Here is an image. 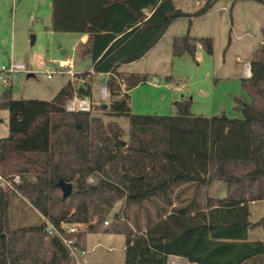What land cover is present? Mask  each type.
I'll use <instances>...</instances> for the list:
<instances>
[{
    "label": "trees",
    "instance_id": "trees-1",
    "mask_svg": "<svg viewBox=\"0 0 264 264\" xmlns=\"http://www.w3.org/2000/svg\"><path fill=\"white\" fill-rule=\"evenodd\" d=\"M199 1L197 16L221 0ZM189 15L174 0H52L51 30L87 34L76 52L90 56L91 69L75 74L82 84L68 80L51 100L14 99L11 85L4 89L9 133L0 137V173L20 175V194L54 225L86 224L75 234L77 246L102 225L125 234V264H168L171 256L188 264H264V240L251 238L264 216L251 221L249 208L264 200V45L241 81L249 98H232L240 118L193 115L190 99L174 101L170 115L132 111L130 91L147 77L121 66L144 57ZM198 44L213 53L212 38L189 33L174 38L173 52L195 56ZM92 73H109V105L67 111L75 95L92 97ZM220 181L225 194L213 185ZM61 184L74 190L64 197ZM11 195L0 187V264H72L44 221L10 228ZM132 206L138 211L129 212Z\"/></svg>",
    "mask_w": 264,
    "mask_h": 264
},
{
    "label": "rangeland",
    "instance_id": "rangeland-1",
    "mask_svg": "<svg viewBox=\"0 0 264 264\" xmlns=\"http://www.w3.org/2000/svg\"><path fill=\"white\" fill-rule=\"evenodd\" d=\"M51 1L0 0V65L20 62L25 66V70L14 75L11 83L14 99L51 100L68 80L74 81L77 86L82 84L81 79L71 78L64 72H55L47 77L49 72L60 69L61 61L66 58L73 62L75 74L91 69L90 56L77 55L75 34L51 30ZM198 1L174 0L178 8L190 15L176 19L162 40L144 57L131 65L121 66L122 72L147 77V81L130 91L134 113L170 115L176 112L174 101L190 99V111L196 116L220 113L231 117L242 116L234 109L232 98L242 94L249 98L242 90L241 81L244 73H249L247 65L264 45V4L253 0H221L211 11L197 16L195 12L202 6ZM187 33L194 39L212 38L213 53H207L198 44L195 56L190 53L175 55L174 38ZM108 76L92 73L86 78L92 88V97L87 99L96 108L110 103L109 90L107 97L99 92L101 87L106 86ZM4 89L0 85V95ZM8 116L6 109H0V137L9 133ZM120 123L128 128L126 120L121 119ZM217 184L221 185L225 194L226 184L220 181L213 185ZM121 205L122 201L116 205L114 212ZM133 211H138V207L132 206L129 212ZM7 213L10 228L34 225L43 218L25 197L18 194L11 195ZM251 213L252 221L263 217L264 200L251 204ZM107 219L113 222L112 215ZM132 219L131 215L130 223H133ZM83 228L82 231H85L87 226ZM106 229L107 226L102 225L88 233L85 243V239L82 240L83 248L78 247L86 252L79 264H125L127 236ZM252 232L264 238V228ZM168 264H187V260L170 257Z\"/></svg>",
    "mask_w": 264,
    "mask_h": 264
},
{
    "label": "built area",
    "instance_id": "built-area-1",
    "mask_svg": "<svg viewBox=\"0 0 264 264\" xmlns=\"http://www.w3.org/2000/svg\"><path fill=\"white\" fill-rule=\"evenodd\" d=\"M60 69H55V71L49 72L47 77L50 78L51 75L55 72L66 73L71 78H74L75 71L73 70V62L70 58H66L62 60L60 63ZM25 70V66L20 62H12L9 65H0V85H3L4 88H8L11 85L14 75L18 72ZM246 71L250 73V63L246 67ZM101 75H109V73ZM99 92L104 97L108 96V88L107 86L101 87ZM65 109L67 111H90L91 110V102L87 98H79L76 95L70 99L65 104ZM21 183L20 175L13 174L11 176H4L0 173V187H8L16 194L21 195L19 192V185ZM42 220L45 223V229L50 236L56 237L60 240V242L65 247L67 253L71 257L72 264L80 263L81 257L86 252L84 249H81L76 244V233L82 231L83 226H86L84 223L79 222H65L62 221L60 224L54 225L50 220L43 216ZM109 224V221L105 222V225ZM67 234H73L72 237L67 236Z\"/></svg>",
    "mask_w": 264,
    "mask_h": 264
},
{
    "label": "crops",
    "instance_id": "crops-1",
    "mask_svg": "<svg viewBox=\"0 0 264 264\" xmlns=\"http://www.w3.org/2000/svg\"><path fill=\"white\" fill-rule=\"evenodd\" d=\"M52 2V1H51ZM198 3H199V1H198ZM66 33H71V34H75V36H76V45L79 43V42H85L86 41V39H87V34H81V33H72V32H66ZM163 38V37H162ZM162 38H161V40H162ZM160 40V41H161ZM159 41V42H160ZM158 42V43H159ZM157 43V44H158ZM156 44V45H157ZM133 62H131V63H129V64H126V65H131ZM250 63V62H249ZM251 76V72L250 73H244V77L243 78H247V77H250ZM91 93H92V88H91ZM262 201V200H261ZM254 203V202H253ZM253 203H250V205H249V208H250V220L252 221V219H251V204H253ZM87 236H88V233H86V235H85V241H84V243L86 242V240H87ZM251 238L252 239H263L264 240V238H260V237H257V235H255V232H251ZM82 247V246H81ZM83 248V247H82ZM81 248V249H82ZM171 257H178V258H182V257H179V256H171ZM187 264H188V261H187Z\"/></svg>",
    "mask_w": 264,
    "mask_h": 264
},
{
    "label": "water",
    "instance_id": "water-1",
    "mask_svg": "<svg viewBox=\"0 0 264 264\" xmlns=\"http://www.w3.org/2000/svg\"><path fill=\"white\" fill-rule=\"evenodd\" d=\"M107 105H105L106 107ZM62 185V184H61ZM62 191H63V196H67L71 193L72 191V186L71 184H65V185H62Z\"/></svg>",
    "mask_w": 264,
    "mask_h": 264
}]
</instances>
